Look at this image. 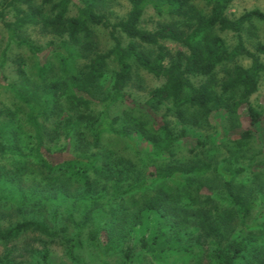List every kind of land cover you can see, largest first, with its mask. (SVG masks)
I'll return each instance as SVG.
<instances>
[{"label": "trees", "instance_id": "trees-1", "mask_svg": "<svg viewBox=\"0 0 264 264\" xmlns=\"http://www.w3.org/2000/svg\"><path fill=\"white\" fill-rule=\"evenodd\" d=\"M110 1L42 0L41 6L36 7L35 0H5L4 9L13 10L15 17L14 21L6 22L0 12L9 42L27 26H39L43 32L59 38V43L51 41L52 48L40 61L41 48L20 40L37 58L36 79L51 80L42 90L30 89L26 79L20 85L5 82L0 67V86L16 100L14 108H0V155L10 156L12 165L8 168L0 164V206L14 208L19 216L4 229L0 228V242L35 233L49 243L65 246L68 259L83 264L75 251L84 239L106 252L114 248L107 233L118 218L119 203L122 205L135 191L149 190L151 195L135 218L140 223L146 216L156 218L150 234L140 239L141 247L154 260L166 257L169 251L180 252L183 236L189 231V235L198 234V240L217 239L210 257L212 264H264V244H253L264 243V239L239 233L223 243L226 236L214 223L211 209L196 208L197 196L211 198L202 181L212 170L209 162L173 159L164 167L149 169L142 177L130 159L110 157L98 150L104 133L127 137L137 132L157 156L169 155L178 144H188L185 130L175 133L157 114L165 104L171 105L180 123L191 126L199 125L217 110L223 109L230 116H238L242 110L249 127L235 141L258 137L264 149V110H256L249 102L258 90L264 62L247 48L241 36L244 30L255 35V22L264 23V11L253 8L230 18L227 9L234 0H202V8L196 4L197 0H126L129 4L126 15L111 21L105 12ZM44 5L50 6L48 12ZM17 6H26L27 10ZM149 9L162 18L153 29L142 26ZM96 28L105 30L109 36L111 47L106 51L96 48ZM220 32L237 35L236 44L229 47ZM123 39L128 42L123 43ZM165 43L181 48L172 51ZM7 48L2 52L1 65L5 63ZM256 51L264 54V42L256 44ZM82 58L84 62L79 65ZM240 58L249 59L250 64H238ZM112 62L116 70L111 85L105 89ZM226 63H233L227 73ZM134 67L162 80L141 105L127 91ZM219 67H224L225 72L221 80L217 78ZM20 73L23 75V69ZM57 90L65 95H58ZM117 104L131 111L139 110L146 120L128 118V113L111 115ZM94 109H98L96 116ZM63 110L68 117L62 126L61 150L65 156L53 162L46 156L49 149H43L45 124L51 118H57V123ZM23 114L26 125L20 119ZM28 128L33 131L34 147L30 146ZM204 146V141L196 139L188 151L194 153ZM26 149L34 153L33 163L27 162ZM30 176L40 186L24 187ZM192 180L200 182L194 192L186 193L190 189L186 184ZM129 181L134 184L129 185ZM223 189L229 205L244 220L252 205L243 202L232 179L224 178ZM37 207L45 211L41 215L31 214ZM259 248L263 251L256 253ZM130 253L131 248H127L123 264L130 259ZM48 257L49 249L45 248L39 257L41 263L49 264ZM0 264H13L8 253L0 258Z\"/></svg>", "mask_w": 264, "mask_h": 264}, {"label": "rangeland", "instance_id": "rangeland-1", "mask_svg": "<svg viewBox=\"0 0 264 264\" xmlns=\"http://www.w3.org/2000/svg\"><path fill=\"white\" fill-rule=\"evenodd\" d=\"M42 0H35L34 5L40 7ZM5 0H0V12L4 14V21H14V11L4 9ZM196 4L202 8L204 3L202 0H197ZM27 10L26 6H17ZM46 12L50 10V6H42ZM259 8L264 11V0H234L227 9V16L230 18L238 17L245 10ZM129 10V4L126 0H111L108 8L105 9L107 16L111 21H116L122 18ZM75 11L72 10L71 14ZM162 18L157 16L153 10L146 11L142 26L147 29H153L158 21ZM4 21L0 18V67L3 70V80L7 83L20 85L24 79L28 81V86L33 91L42 90L51 80L46 78L40 82L36 79L35 63L36 57L33 56L30 50L20 44V40H28L41 48L39 54L40 61L45 59L46 53L52 47L49 45L51 41L58 45L59 38L56 36L43 32L39 26H27L22 31L18 32L15 40L9 42L8 32L4 26ZM255 35H251L248 30H244L241 36L247 48L258 55L259 59L264 62V54H258L256 51V44L264 42V23L260 21L255 22ZM96 48L98 51H106L111 47V41L107 32L101 28L94 29ZM220 35L225 39L229 47H233L237 42V35L232 32H220ZM128 40L123 39V43ZM165 45L174 51L180 49L179 45L173 43H165ZM7 48L5 63L1 65V58L3 50ZM84 59H80L78 64H82ZM238 64L248 66L250 60L240 58L236 61ZM226 73L233 66V63H226ZM224 67L218 68L217 78L223 79L225 72ZM23 69V75L20 70ZM116 70L113 62L110 64L107 74V89L112 82L113 73ZM1 79V76H0ZM199 82L200 79H194ZM162 80L155 78L147 72L134 67L133 78L127 86V91L131 98L138 105L143 104L148 96L149 91L160 85ZM57 94L64 96L61 90H57ZM16 100L8 90L0 86V108L3 106L15 107ZM251 105L258 111L264 110V74L259 79L258 90L250 97ZM98 109H94V116L97 115ZM128 113V118L143 121L146 117L141 114L139 110L131 111L122 104H117L111 109V115H122ZM157 114L171 127L175 133H179L182 129L186 131L189 137L188 144H178L171 149V153L165 156H157L151 145L137 132H131L127 137L104 133L101 137L99 151L108 156H122L130 159L140 174L145 176L149 169L154 167H164L171 160L179 159L181 161H189L191 159L206 161L211 164L212 170L202 181L205 183L211 198L206 199L204 195L197 196L196 208H210L212 219L217 224L226 236L227 242L232 237L239 233L246 236L251 235L257 239H264V152L259 144V138H251L246 141L237 142V136L249 127L247 117L240 110V115L230 116L225 110H217L212 112L206 120H202L199 125L191 126L182 124L174 116V111L170 104H165ZM66 111L57 118H51L49 124H45L43 149H49L46 156L51 161H60L65 156L63 147L64 129L62 126L66 124L68 119ZM66 118V120H65ZM21 121L25 122L24 114L20 115ZM75 122V118H73ZM72 122L71 124H73ZM68 124V123H67ZM27 131V130H26ZM30 135V146H35V139L33 138V131L28 128ZM89 142L90 136L88 135ZM196 139L205 142L204 147H199L194 153L188 151L189 148L196 144ZM88 142V143H89ZM89 146V145H88ZM262 149V150H261ZM29 155V161L34 162V153L26 149ZM10 156L0 155V164L11 168ZM232 179L236 190L241 194L243 202L252 205L251 213L244 219L240 220L236 208L229 205L227 195L223 189V180ZM33 176H30L24 187L39 185ZM200 181L192 180L186 186L190 188L186 193L192 191ZM133 185V181L128 182ZM40 186V185H39ZM168 187V185H165ZM150 191L138 190L131 196H127L122 205L119 203L120 212L118 218L109 227L108 235L111 244L114 248L106 252L101 247H95L89 244L88 239H84L83 245L76 249L75 253L83 264H123L124 254L127 248H131L130 259L125 264H212L211 253L215 246H217V239L212 237H202L198 240V234L189 235V231L183 234L184 241L181 244L180 252L169 251L166 257H160L158 261L154 260L151 255L144 251L141 247L140 239L142 236L150 234V228L156 225L155 216L144 217L145 221L140 223L136 221V214L147 199ZM151 195V194H150ZM121 205V206H120ZM38 208V207H37ZM36 212H31L34 215H41L45 210L37 209ZM19 219L18 213L13 209H6L0 206V228L4 229L9 224ZM91 229V228H89ZM263 245V241L254 242L253 244ZM45 248L49 249V257L47 262L49 264H74L67 255L65 246L49 243L35 233H27L20 238L0 242V258L8 253V258L13 264H42L40 254ZM263 248H259L256 253L262 252Z\"/></svg>", "mask_w": 264, "mask_h": 264}]
</instances>
